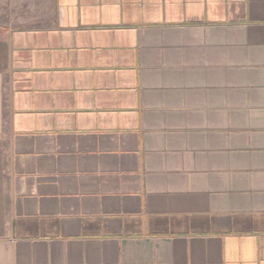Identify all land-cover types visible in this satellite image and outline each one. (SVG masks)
<instances>
[{
    "label": "crops",
    "instance_id": "obj_1",
    "mask_svg": "<svg viewBox=\"0 0 264 264\" xmlns=\"http://www.w3.org/2000/svg\"><path fill=\"white\" fill-rule=\"evenodd\" d=\"M0 264H264V0H0Z\"/></svg>",
    "mask_w": 264,
    "mask_h": 264
}]
</instances>
